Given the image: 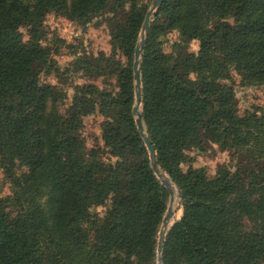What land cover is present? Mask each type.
<instances>
[{"label": "trees", "instance_id": "trees-1", "mask_svg": "<svg viewBox=\"0 0 264 264\" xmlns=\"http://www.w3.org/2000/svg\"><path fill=\"white\" fill-rule=\"evenodd\" d=\"M142 7V0H0V170L8 190L0 195V264H157L169 192L132 113ZM49 13L82 26L112 17L110 54L77 56L60 69L43 45ZM22 26L27 39L13 49ZM170 32L177 38L166 52ZM232 71L264 89V0H162L140 70L144 129L182 207L161 264H264V112L239 113L226 82ZM41 72L58 82L68 72L103 81L72 85L66 104V89L41 81ZM93 113L102 117L105 149L85 146L83 119ZM213 146L231 153L233 169L210 175L192 165L188 152Z\"/></svg>", "mask_w": 264, "mask_h": 264}, {"label": "rangeland", "instance_id": "rangeland-1", "mask_svg": "<svg viewBox=\"0 0 264 264\" xmlns=\"http://www.w3.org/2000/svg\"><path fill=\"white\" fill-rule=\"evenodd\" d=\"M152 1L153 0H142L143 7L141 9L146 12L151 10ZM152 17L150 21L152 20ZM229 21L231 22L232 20L230 19ZM41 24L45 31V40L43 41V45H46L51 49L52 56L56 62V65L62 70L66 67H71L73 60L77 56H84L87 54L96 55L99 51H102L106 55H108L111 52L110 33L111 29L115 25V20L109 15L94 18L88 24L82 26L70 21L66 17L49 13L45 16ZM176 38L177 34L175 32H170L165 36V38L163 39V48L166 52L170 50V45L176 40ZM26 39V27L22 26L14 34V37L11 41V47L13 49H18L22 46ZM139 39L140 34L138 40ZM57 40L63 41V43L60 42L58 44L56 42ZM188 48L190 51L196 53L198 50V41H192L189 44ZM40 79L43 82H48L51 84H61V86H63L67 91L68 99L66 101V104L69 103L73 94L72 85L91 82L101 86L103 81L101 77L91 78L85 76L80 72H68L59 82L53 72H41ZM226 82L229 83L234 90L240 114L245 111L264 112V89L262 87L245 86L242 83L240 77L233 71L230 73V78ZM101 121L102 117L97 113H93L84 117L81 133L82 137L84 138L85 146L87 148H91L94 145H97L100 148L105 149L101 140ZM188 153L193 158L192 165L194 167H205L210 175H213L217 168L233 169L234 159L232 158L231 153L226 151H219L216 146H213L206 152H198L193 150ZM103 157L107 161L113 160V158L108 154H103ZM182 168L185 170L186 165H183ZM164 174L167 176L166 173ZM168 179L170 180L169 177ZM2 180L3 177L0 170V195H3L8 191L6 184ZM170 184L173 185L172 203L174 202V205L171 217L168 222L166 233L174 224V222L179 220L182 216V207L178 198L176 186L171 180ZM168 203L169 199L167 202V206ZM97 212H99V214L101 215L102 208H98ZM161 224L162 221L160 223L159 230L161 228Z\"/></svg>", "mask_w": 264, "mask_h": 264}, {"label": "water", "instance_id": "water-1", "mask_svg": "<svg viewBox=\"0 0 264 264\" xmlns=\"http://www.w3.org/2000/svg\"><path fill=\"white\" fill-rule=\"evenodd\" d=\"M162 0H153L151 5V10L147 11L141 26V33H140V39L135 45L134 49V55H133V63H132V70H133V80H134V106L132 108V113L135 116V124L136 127L144 141V144L148 150L149 160L151 163V167L156 175V177L160 180V182L166 187V189L169 192V203L165 212V215L162 219L161 228L158 233V240H157V264H161V253H162V245L163 240L165 237V233L167 230L168 222L172 214L171 209V196L172 191L170 187V180L168 177L160 172V170L157 167L156 163V157H155V149L151 142L150 136L145 132L144 125L141 119V77H140V70H141V55L142 50L145 43V38L148 33L149 29V22L152 16L156 14V11L158 7L160 6ZM163 177H166L167 180H164Z\"/></svg>", "mask_w": 264, "mask_h": 264}, {"label": "bare ground", "instance_id": "bare-ground-1", "mask_svg": "<svg viewBox=\"0 0 264 264\" xmlns=\"http://www.w3.org/2000/svg\"><path fill=\"white\" fill-rule=\"evenodd\" d=\"M163 179H164V180H167L166 177H163ZM172 186H173V185L170 184L171 191H172ZM173 193H174V192H173ZM173 196H174V195H173ZM172 200H173V198H172V196H171V209H173V205H174V204H173L174 202L172 203Z\"/></svg>", "mask_w": 264, "mask_h": 264}]
</instances>
